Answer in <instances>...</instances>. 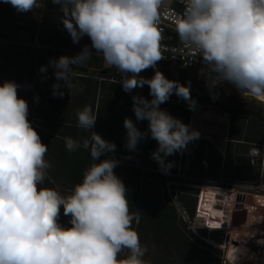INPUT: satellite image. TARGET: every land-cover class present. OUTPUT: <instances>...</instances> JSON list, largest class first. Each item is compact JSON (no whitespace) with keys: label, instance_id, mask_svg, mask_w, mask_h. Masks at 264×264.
Segmentation results:
<instances>
[{"label":"clouds","instance_id":"clouds-1","mask_svg":"<svg viewBox=\"0 0 264 264\" xmlns=\"http://www.w3.org/2000/svg\"><path fill=\"white\" fill-rule=\"evenodd\" d=\"M18 12L37 8L39 0H5ZM183 13L176 20L179 41L195 49L208 66L209 89L228 82L238 91L264 98V0H182ZM72 42L87 36L91 46L75 56L50 59L56 83L53 96H62L60 81L68 87L74 66L94 52L120 73L125 92L148 86L150 100L132 96L136 121H147L146 131L125 117V147L137 149L149 136L158 147L151 154L160 170L173 167L167 157L182 152L200 138L198 130L160 107L175 93L189 102L188 85L168 79L157 67L164 59L159 28L163 0H53ZM42 65L41 73L47 71ZM152 68L154 75H140ZM20 86L6 80L0 84V264H149L148 247L134 229L128 189L114 169L120 163L114 142L93 131L97 114L91 106L76 111L77 127L90 135L77 141L64 137L69 152L88 150L93 161L81 182L67 194L42 187L52 167L46 159L48 145L33 127ZM101 157H105L101 159ZM69 217L70 227L60 223ZM121 253H126L121 257Z\"/></svg>","mask_w":264,"mask_h":264},{"label":"trees","instance_id":"trees-1","mask_svg":"<svg viewBox=\"0 0 264 264\" xmlns=\"http://www.w3.org/2000/svg\"><path fill=\"white\" fill-rule=\"evenodd\" d=\"M39 4L43 5L42 17L26 19L18 16L10 3L0 0V84L9 80L20 86L18 95L26 99L29 105L28 119L42 141L48 145L46 159L52 167L41 186L67 194L81 182L83 171L93 163L88 150L80 148L69 152L63 139L72 137L82 142L90 135L77 127L76 111L86 105L91 106L97 114L93 131L116 145L115 153H109L108 156L120 161L114 171L128 189L130 210L138 217L133 227L139 233L141 243L148 247L145 259L149 264H223L222 249L202 239L208 236V230H192L168 196L169 182L182 183L177 189L178 201L187 216L194 218L196 200L188 204V188L184 186L191 182L180 181L175 177L178 174L179 152L167 157L173 164L169 172L171 175L144 170V164L132 162L127 154H123L129 151L121 141L126 140V129H115V122L109 116L116 111L126 112L136 120L132 110V96L140 95L150 100L152 97L147 85L136 88L131 93L125 92L121 83H115L120 80L119 71L113 66L106 67L102 54L93 50L87 60L74 66V75L70 77L68 87L64 81L59 82L63 95L53 96L52 86L57 81L53 68L49 66V60L58 59L61 55L75 56L85 45L90 47L91 41L84 36L79 43L74 44L63 27L59 5L53 3V0H39ZM42 65L48 66L45 73L39 71ZM159 65L165 67V76L168 79L185 85L190 82L192 100L198 98L212 103L230 115L226 154H218L210 144L207 152L197 149L186 175L212 180L226 176L264 186V158L252 165L248 157L251 146L264 148L263 108L256 102L241 101L238 93L247 92L238 91L228 82H224L227 97L220 100L215 92L203 97L202 94L206 91L197 83L200 75L198 70L178 65ZM140 75L152 77L145 71ZM160 107L189 125L191 108L188 101L173 93ZM136 122L141 131L147 130L146 120ZM146 144L152 146L151 154L158 146L154 139L145 136L137 148L147 146ZM147 149L148 147H144L145 154H148ZM240 155H246V159ZM103 158L105 157H101ZM151 168L160 170L154 165ZM173 188L175 192V185ZM60 223L70 227L69 217L63 215L62 208ZM210 233L217 241L221 232L213 230ZM124 255L126 253H121V257Z\"/></svg>","mask_w":264,"mask_h":264},{"label":"rangeland","instance_id":"rangeland-1","mask_svg":"<svg viewBox=\"0 0 264 264\" xmlns=\"http://www.w3.org/2000/svg\"><path fill=\"white\" fill-rule=\"evenodd\" d=\"M42 9L43 5L38 4L37 8L32 11L18 12L15 9V13L26 19H36L42 17ZM110 66L111 65L106 63V67ZM157 67L164 75L166 74L165 67L159 64H157ZM145 72L148 76L154 75V69L152 68L145 70ZM207 79H210V72H200L197 83L205 88L206 93L202 94L203 97L214 92L218 94L220 100L228 96L223 81L220 82L219 86L210 90L206 84ZM237 96L244 102H256L264 111V101L258 100L249 93L239 92ZM193 101H195V104L191 107V120L189 126L199 131L200 138L190 142L185 150L179 152L178 174L175 175V177L180 181L186 180L191 182L184 186L188 188L186 191L188 204L196 200L194 218L190 219L187 216L181 203L178 201L177 189L179 186L183 185L182 183L169 182L170 185L174 184L176 188L174 192V185L170 186L168 184V196L173 205L177 208L179 214L183 216L185 222H187L192 230L196 232L201 229L208 230V236L202 239L222 249L224 256L223 264H262L264 247L258 245V243L261 244L264 239V186L261 184L254 185L249 181L233 180L229 177L226 178V176L220 177L219 180H212L204 177L191 178L186 175L197 149L207 152V146L210 144L215 148L218 154L224 156L229 142L228 131L230 115L221 111L212 103L199 100L198 98L193 99ZM225 114L228 115L226 116ZM109 117L115 122L114 128L120 130L124 128L123 121L125 117L131 118L134 122L136 121L126 112L120 113L116 111ZM136 124L138 123L136 122ZM121 141L123 145H125L126 140L123 139ZM146 145L147 146H138L135 151H125L123 154H127L132 162L144 164V170H153L156 171V173L165 174L161 170L151 168L153 165L157 168H159V166L157 162L151 158L152 146ZM144 147H148V154L144 153ZM253 148H256V146H251L250 151ZM250 151L248 157L252 165L264 158V155L260 158L251 156ZM120 152L122 154L123 146L120 148ZM240 156L246 159V155ZM182 157H184L183 163ZM204 166H206V163ZM257 196H259V198ZM237 198H240L239 203H237ZM238 205L244 206V210L248 212L247 222L244 225L233 226L231 222L232 215ZM218 222L221 223V229H216L215 227ZM206 223H208V225H206ZM213 230L221 232L218 234L219 239L217 241L213 239V235L210 233ZM258 251L261 252V255L258 254Z\"/></svg>","mask_w":264,"mask_h":264},{"label":"built area","instance_id":"built-area-1","mask_svg":"<svg viewBox=\"0 0 264 264\" xmlns=\"http://www.w3.org/2000/svg\"><path fill=\"white\" fill-rule=\"evenodd\" d=\"M183 10L184 4L182 0H163V4L160 9L159 28L163 37L162 45L165 49L163 53L165 58L160 60L157 64L178 65L186 69H195L199 72H210L208 66L201 62V58L195 49L183 45L178 39L175 30L176 20L183 13ZM72 86L73 85H70V87ZM225 115L227 116L228 114ZM250 155L260 158L264 155V148H253L250 151ZM257 197L259 198V196ZM206 225H208V223H206ZM262 241L263 242H261V244L258 243V245L264 247V239ZM258 254L261 255V252L258 251ZM262 264H264V250Z\"/></svg>","mask_w":264,"mask_h":264},{"label":"water","instance_id":"water-1","mask_svg":"<svg viewBox=\"0 0 264 264\" xmlns=\"http://www.w3.org/2000/svg\"><path fill=\"white\" fill-rule=\"evenodd\" d=\"M248 212L246 210H240L238 212L233 213L232 215V225L239 226L244 225L247 222Z\"/></svg>","mask_w":264,"mask_h":264},{"label":"flooded vegetation","instance_id":"flooded-vegetation-1","mask_svg":"<svg viewBox=\"0 0 264 264\" xmlns=\"http://www.w3.org/2000/svg\"><path fill=\"white\" fill-rule=\"evenodd\" d=\"M240 202V198H237V203H239ZM240 210H244V206H237V208H236V210L234 211V213L235 212H238V211H240ZM232 222V221H231Z\"/></svg>","mask_w":264,"mask_h":264},{"label":"bare ground","instance_id":"bare-ground-1","mask_svg":"<svg viewBox=\"0 0 264 264\" xmlns=\"http://www.w3.org/2000/svg\"><path fill=\"white\" fill-rule=\"evenodd\" d=\"M257 98L260 99V100H264V98H260V97H257ZM220 222H221V221H220ZM213 226H214V225H213ZM215 227H216V229H221V223L218 222V223L216 224ZM232 251H233V249H232ZM254 254H255V253H254Z\"/></svg>","mask_w":264,"mask_h":264}]
</instances>
